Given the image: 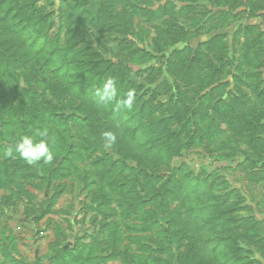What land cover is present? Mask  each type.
I'll use <instances>...</instances> for the list:
<instances>
[{
	"label": "rangeland",
	"instance_id": "1",
	"mask_svg": "<svg viewBox=\"0 0 264 264\" xmlns=\"http://www.w3.org/2000/svg\"><path fill=\"white\" fill-rule=\"evenodd\" d=\"M18 2L39 34L0 17V264H264V0ZM109 77L130 110L96 103ZM36 130L50 164L15 150Z\"/></svg>",
	"mask_w": 264,
	"mask_h": 264
},
{
	"label": "trees",
	"instance_id": "2",
	"mask_svg": "<svg viewBox=\"0 0 264 264\" xmlns=\"http://www.w3.org/2000/svg\"><path fill=\"white\" fill-rule=\"evenodd\" d=\"M12 3H15L16 5H14V4L12 5ZM5 4H9V5L7 6ZM4 6H7V8L5 9ZM27 6H29V5H27ZM10 15H12V17H14V18H17L16 19L17 21H14V23L12 24L11 27L15 28L16 32L20 33L22 36H23V34H25L23 37H26L25 38L26 41L27 40L28 41L35 40L36 33H37V35L39 33H38L37 30H35V26H34V23L32 22V19L30 18V16L26 15V12L23 9V6L20 4V2H18V0H0V17L1 18H5V19L10 21V19H11ZM33 29L35 31H33ZM33 33H35V36L33 35ZM20 38L21 37H19V39ZM34 42L35 41H31V44H34ZM55 44H57V43H55ZM51 47L54 48L52 45H51ZM44 53H45V49H44ZM53 54H55L56 58H58V59L60 58L58 53L54 51V52H50V54H49V56H48V58L46 60L51 61L50 56L53 55ZM13 55L15 56L14 52H13ZM0 58H5V59H2V60H5L4 61V67H5L4 73H10L11 67L14 65V62H16V60L11 58L9 54L7 55V51H2L1 45H0ZM1 70L2 69H1V65H0V71ZM68 81H69V83H71V80L68 79ZM73 86H74V84H73ZM84 86H85V88H87V90L89 92H92V91L96 90L95 87L92 89V85L89 84V83H84ZM83 93L87 94L86 92H83ZM69 98L70 97L66 98L65 96L60 95V98L58 99V102L62 106L64 112H73V115H74L75 111H74L73 106L70 103V99ZM85 127H87V126L85 125ZM134 132H136V131H134ZM86 133L88 135L92 134V136L96 137L97 139L101 138L104 141V134L103 133L98 134V133H96V132H94L92 130L91 131H86ZM86 133H85V135H86ZM92 144L94 146H96V147L98 146L97 141L95 143H92ZM147 175H149V171H147ZM148 179H149V181H151V177L148 176ZM193 182H195V181H193ZM168 184H171L170 180H168L165 183H163L162 185H160L159 189L155 191L154 195L153 194L149 195L151 199H154L157 202L156 203V210L154 211V214H156V220L157 221H162L163 215H164L163 214L164 212L162 210V207H160V205L164 204V202L166 201L168 193H172L173 194L175 192L173 188H168L167 187ZM191 190H192V184H190V186L188 184H183V186H182V188H181V190L179 192L184 195L183 198L190 199ZM150 201L151 200H149V202ZM186 205L187 204L184 203L183 205H181V207L186 206ZM190 208H192V209H190ZM198 208H199L198 204H196L194 207H192V206L191 207H187V209H188V211H187L188 213L187 214H189V216L193 220L192 219L188 220V218H187L186 221L188 222V225L190 227H193L194 229L196 228V226H198V221L195 220V217H194L195 215L193 216V212L197 211ZM161 212H163V213H161ZM171 214L172 215L170 216V218H173L176 215L179 216V217L181 216V212L177 208L174 209ZM181 221H182V219L179 218V219H175L174 222H181ZM173 226L174 225L172 223V225H170V227H173ZM162 227H165V226L162 225ZM168 237H169V234H168Z\"/></svg>",
	"mask_w": 264,
	"mask_h": 264
},
{
	"label": "clouds",
	"instance_id": "3",
	"mask_svg": "<svg viewBox=\"0 0 264 264\" xmlns=\"http://www.w3.org/2000/svg\"><path fill=\"white\" fill-rule=\"evenodd\" d=\"M118 89L116 87V81L114 78H107L102 87H100L95 93L96 103L103 105L106 102L115 100L116 108L131 109L135 101V91L129 90L126 94V99H117ZM45 132L36 130L32 136H22L15 143V150L29 165H36L43 161L45 164L53 162L56 153L51 150L48 143L44 140H35L36 136H44ZM104 139L106 140V147H111L115 142V135L111 132L104 133Z\"/></svg>",
	"mask_w": 264,
	"mask_h": 264
}]
</instances>
